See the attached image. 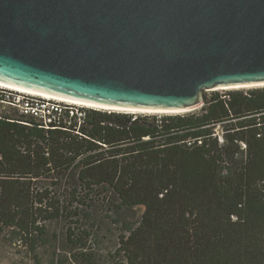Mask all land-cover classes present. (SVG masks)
<instances>
[{
    "label": "trees",
    "instance_id": "obj_1",
    "mask_svg": "<svg viewBox=\"0 0 264 264\" xmlns=\"http://www.w3.org/2000/svg\"><path fill=\"white\" fill-rule=\"evenodd\" d=\"M79 110L54 129L0 117V236L37 254L63 222L50 264H100L104 235L109 264H264V86L185 113Z\"/></svg>",
    "mask_w": 264,
    "mask_h": 264
},
{
    "label": "water",
    "instance_id": "obj_2",
    "mask_svg": "<svg viewBox=\"0 0 264 264\" xmlns=\"http://www.w3.org/2000/svg\"><path fill=\"white\" fill-rule=\"evenodd\" d=\"M0 81L192 111L205 91L264 83V0H0Z\"/></svg>",
    "mask_w": 264,
    "mask_h": 264
},
{
    "label": "rangeland",
    "instance_id": "obj_3",
    "mask_svg": "<svg viewBox=\"0 0 264 264\" xmlns=\"http://www.w3.org/2000/svg\"><path fill=\"white\" fill-rule=\"evenodd\" d=\"M263 85H254L251 87L243 86L239 88H225L220 89L217 91H226L227 89L238 90V89H251L255 87H261ZM215 90H209L208 93H211ZM203 103L198 107L201 108ZM84 106V105H83ZM91 108V107H85ZM99 109V108H96ZM101 110V109H100ZM101 111H117V112H124V113H133L136 114H150V115H168L172 113H180L179 112H158V113H150V112H133V111H124V110H117V109H104ZM183 111L182 113H185ZM223 125H218L214 131L215 135H218L220 141H224V130ZM144 206H138L135 208V214L140 216L143 212ZM44 224L46 225L47 229V237H45V241L47 242L45 246L39 249V253L33 254L29 251L28 248L22 246L20 243H16L14 239H10V234L0 236V264H50L51 254L53 252L52 244H56V249L59 254L65 252V233H64V224L61 221H45ZM54 235H57L55 238ZM118 238L114 235H107L103 236L102 242L100 243L98 254H101L100 257V264H109L108 256L110 253L115 250V242ZM66 264H78L77 262L68 260Z\"/></svg>",
    "mask_w": 264,
    "mask_h": 264
},
{
    "label": "built area",
    "instance_id": "obj_4",
    "mask_svg": "<svg viewBox=\"0 0 264 264\" xmlns=\"http://www.w3.org/2000/svg\"><path fill=\"white\" fill-rule=\"evenodd\" d=\"M83 105L69 103L45 96L28 92L19 85H10L0 81V117L5 116L11 110L16 111L25 119H33L39 127L54 129L60 124L61 117L71 119L75 114L79 117L83 115V111L79 108ZM68 112L69 116L65 113ZM64 119L66 122L67 119ZM21 123L30 122L20 121ZM69 123V122H68ZM191 144L192 141H189Z\"/></svg>",
    "mask_w": 264,
    "mask_h": 264
},
{
    "label": "bare ground",
    "instance_id": "obj_5",
    "mask_svg": "<svg viewBox=\"0 0 264 264\" xmlns=\"http://www.w3.org/2000/svg\"><path fill=\"white\" fill-rule=\"evenodd\" d=\"M8 84V83H7ZM264 83H260L257 85H263ZM13 85V84H10ZM243 86H254V85H243ZM242 86V87H243ZM240 87V86H239ZM22 89H25L28 92H33L36 94H41L45 96H52L54 99L62 100V101H68L69 103L73 104H79V105H84L85 107H91V108H99L101 110L104 109H117V110H124V111H133V112H150V113H158V112H179L180 110H174V111H166V110H150V109H133V108H123V107H117V106H101L100 104H95V103H89L85 102L83 100H77V99H71L65 96H59V95H53L52 93H47V92H41V91H36V89H30V88H24L21 87ZM232 88H237V87H232Z\"/></svg>",
    "mask_w": 264,
    "mask_h": 264
},
{
    "label": "clouds",
    "instance_id": "obj_6",
    "mask_svg": "<svg viewBox=\"0 0 264 264\" xmlns=\"http://www.w3.org/2000/svg\"><path fill=\"white\" fill-rule=\"evenodd\" d=\"M92 109H96V108H92Z\"/></svg>",
    "mask_w": 264,
    "mask_h": 264
}]
</instances>
